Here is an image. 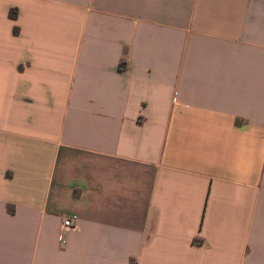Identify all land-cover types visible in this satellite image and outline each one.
<instances>
[{
  "label": "crops",
  "instance_id": "1",
  "mask_svg": "<svg viewBox=\"0 0 264 264\" xmlns=\"http://www.w3.org/2000/svg\"><path fill=\"white\" fill-rule=\"evenodd\" d=\"M130 259L264 264V0H0V264Z\"/></svg>",
  "mask_w": 264,
  "mask_h": 264
},
{
  "label": "built area",
  "instance_id": "2",
  "mask_svg": "<svg viewBox=\"0 0 264 264\" xmlns=\"http://www.w3.org/2000/svg\"><path fill=\"white\" fill-rule=\"evenodd\" d=\"M73 219L71 217H66L63 221V228L64 230L69 229L73 227ZM61 242H64L63 238L61 239Z\"/></svg>",
  "mask_w": 264,
  "mask_h": 264
},
{
  "label": "trees",
  "instance_id": "3",
  "mask_svg": "<svg viewBox=\"0 0 264 264\" xmlns=\"http://www.w3.org/2000/svg\"><path fill=\"white\" fill-rule=\"evenodd\" d=\"M9 15H11L12 17H15L16 13H15V8H10L9 9ZM15 32L17 31V27L15 26L13 29ZM129 264H135L133 259H130Z\"/></svg>",
  "mask_w": 264,
  "mask_h": 264
}]
</instances>
